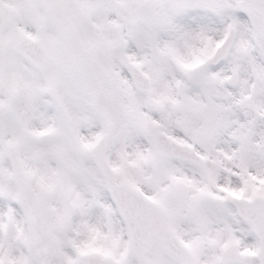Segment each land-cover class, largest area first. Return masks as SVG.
I'll return each instance as SVG.
<instances>
[{
    "label": "rangeland",
    "instance_id": "374dc122",
    "mask_svg": "<svg viewBox=\"0 0 264 264\" xmlns=\"http://www.w3.org/2000/svg\"><path fill=\"white\" fill-rule=\"evenodd\" d=\"M6 1L18 34L0 45L11 55L1 88L20 94L36 115L29 127L0 116V135H10L0 136V264H84L92 250L139 264L94 161L103 132L112 178L163 208L188 264H259L258 240L229 204L264 198V0H152L149 10L143 0H74L66 34L45 18L46 0ZM229 26L238 35L232 52L218 69L202 71ZM24 35L49 53L43 71L11 49ZM127 61L149 77L150 95L132 90ZM40 132L46 142L35 139ZM158 132L194 145L207 167L157 160ZM3 139L20 148L24 205ZM148 262L180 264L158 246Z\"/></svg>",
    "mask_w": 264,
    "mask_h": 264
},
{
    "label": "water",
    "instance_id": "95a60500",
    "mask_svg": "<svg viewBox=\"0 0 264 264\" xmlns=\"http://www.w3.org/2000/svg\"><path fill=\"white\" fill-rule=\"evenodd\" d=\"M63 1H64V3H62L61 5H58L59 2L57 4L56 3L55 4L61 7L59 12L65 17V14H66V11H67V3L68 2H67V0H63ZM50 13H51V11H50ZM29 47L31 48L32 51L34 49L37 50L38 57L34 60V62H35V64L39 65L41 63V59H42V52H41L38 44H36L34 42H31ZM21 53L26 58H28V59H30L32 61H33L32 56H37V55H32V54H30L28 52H25V51H22ZM16 176H17V178H19V176H20V173H19L18 170H16ZM249 209L254 210L252 207H250ZM151 211L154 214V221H156L155 224L157 226L158 234L160 235L161 239L163 241H165L166 243L167 242H171V238L169 237V235H171V233H169V232H167L165 230L163 220L161 222V220H160V218L158 216V212L156 210H154V209L151 210ZM258 216L257 217H258L259 224L257 222V218L255 219V217H253V219H255V221H253V222H254L255 226L257 227L258 231L259 232H263V235H264V214L262 212H260V214H258ZM143 225L144 226L146 225V220H143ZM135 243L138 246L139 243H137V242H135ZM145 249H146V247H144V249H143V255H140L141 252L137 251V254L139 256H141L140 258H143L144 254H145ZM263 249H264V238H263ZM182 257L183 256H180V258H182ZM263 263H264V261H263Z\"/></svg>",
    "mask_w": 264,
    "mask_h": 264
}]
</instances>
